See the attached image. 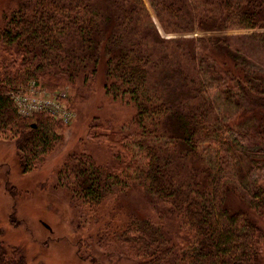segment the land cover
Segmentation results:
<instances>
[{
	"label": "trees",
	"instance_id": "1",
	"mask_svg": "<svg viewBox=\"0 0 264 264\" xmlns=\"http://www.w3.org/2000/svg\"><path fill=\"white\" fill-rule=\"evenodd\" d=\"M147 3L165 34H221L165 38ZM147 3L17 0L0 28V140L23 174L42 169L66 125L21 115L16 94L79 79L93 89L103 71L107 97L136 113L128 128L89 126L110 162L74 153L58 172L90 226L82 242L133 264H263L264 229L230 199L264 218V0ZM136 190L163 209L157 219L127 203ZM0 264L31 263L0 239Z\"/></svg>",
	"mask_w": 264,
	"mask_h": 264
},
{
	"label": "rangeland",
	"instance_id": "2",
	"mask_svg": "<svg viewBox=\"0 0 264 264\" xmlns=\"http://www.w3.org/2000/svg\"><path fill=\"white\" fill-rule=\"evenodd\" d=\"M17 6V0H0V28ZM147 6L165 38L221 34H165L148 3ZM223 33L232 36L236 42L244 34H249L244 31ZM258 58L264 61V54L259 52ZM83 83V79H79L77 85L68 92H51L48 88L32 83L16 94L17 106V101L23 103L29 100V104L40 98L60 103L70 116L63 131L64 144L48 158L42 169L23 174L14 144L0 140V239L10 246L20 248L31 264H133L127 258L99 254L93 243L82 242L87 240L90 226H79V212L65 189L57 186L60 168L74 153L84 152L100 163L110 162L111 157L106 148L96 146L87 136L94 120L103 121L114 128H128L136 113L134 107L107 97L103 71L97 76L93 89ZM69 97L72 105L67 102ZM127 200L133 210L139 209L143 214L148 212L152 219H157L159 211L163 212L160 206L140 190H136ZM230 205L235 209L247 210L264 229V218L255 215L246 202L242 203L234 195Z\"/></svg>",
	"mask_w": 264,
	"mask_h": 264
},
{
	"label": "built area",
	"instance_id": "3",
	"mask_svg": "<svg viewBox=\"0 0 264 264\" xmlns=\"http://www.w3.org/2000/svg\"><path fill=\"white\" fill-rule=\"evenodd\" d=\"M29 100L23 101L21 103L20 101H17L18 103V109L19 113L24 116H32L35 113L44 112V113H50L51 115L61 119L63 122H66L69 120V117L67 115V111L62 109V106L60 103H54L50 100H33L28 104Z\"/></svg>",
	"mask_w": 264,
	"mask_h": 264
}]
</instances>
